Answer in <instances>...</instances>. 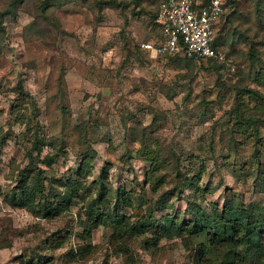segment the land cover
<instances>
[{"label": "rangeland", "instance_id": "374dc122", "mask_svg": "<svg viewBox=\"0 0 264 264\" xmlns=\"http://www.w3.org/2000/svg\"><path fill=\"white\" fill-rule=\"evenodd\" d=\"M33 1L5 15L0 30V135L6 140L0 154V264H196L179 238L163 237L155 253L144 250L140 238L127 243L129 258L114 251L111 221L92 230L88 253L77 259L67 253L84 243L81 221L88 218L92 180L102 167L110 165L105 183L110 191L124 186L134 196L146 186L151 196L145 163L129 157L139 147L132 140L134 127L153 132L172 167L202 169L199 186H208L207 208L211 202L221 205L226 195L264 202L260 181L243 167L254 149L264 160V125L241 120V128L228 122L238 98L249 108L255 105L249 87L264 95V0H225L228 11L215 27L214 42L227 61L215 69L193 60L189 70L175 66L185 56L153 57L143 48L160 37L159 26L151 21L160 0H104L111 2L100 6L96 0H59V6L51 7L52 22L34 17ZM258 115L264 120V112ZM34 130L44 140L41 159L52 152L51 137L66 143L65 154L51 165L39 161L48 179L45 191L50 180L80 182L69 211L53 218L43 214L39 196L31 207L14 203L19 198L16 177L29 163ZM87 141L96 153L92 168L80 178ZM64 183H56L49 195L54 205L62 202L55 194ZM175 206L187 210L184 198L176 199ZM119 210L131 213L125 205ZM58 233L67 237L54 248Z\"/></svg>", "mask_w": 264, "mask_h": 264}, {"label": "trees", "instance_id": "16d2710c", "mask_svg": "<svg viewBox=\"0 0 264 264\" xmlns=\"http://www.w3.org/2000/svg\"><path fill=\"white\" fill-rule=\"evenodd\" d=\"M26 2L27 0H6L0 6L1 31L4 30V16L15 15ZM96 2L100 6L111 1L96 0ZM60 4L59 0H34V17L52 22L54 18L51 7ZM156 13L157 11L151 19L154 23ZM32 25L31 23L30 26ZM212 46L218 48L216 42H213ZM193 60L189 57L179 58L175 66L179 70L183 68L189 70L194 65ZM206 61L210 67L215 69L224 66L223 62L211 59ZM258 80L260 83L263 81V79ZM22 88V84L19 83L17 92L21 94V98L26 95ZM247 94L250 100L255 101V105L249 108L243 98H238L237 104L228 111V122L241 128L244 127L241 120L252 125L259 126L258 122L264 125V120L259 119L258 115L264 112V95L250 87L247 89ZM135 128L132 130V140L136 141L139 147L134 153L130 152L129 157L132 156L145 163L144 180L151 196H148L146 186H142L134 196L127 193L124 186L110 191L105 184L110 165L102 167L97 178L92 180L95 184V193L88 202V218L81 221L83 225L81 236L84 243L75 249L71 248L67 255L77 259L88 253L93 245L91 243L92 230L101 224L107 225V222L111 221L109 226L112 227V233L109 236V243L114 251L128 255V258L130 257V249L127 245L129 241L140 238L139 243L144 250L155 253L160 249L158 244L161 239L166 237L179 238L186 247L189 257L196 264H264V202H245L241 198L226 195L221 205L211 202L207 208L203 205V200L205 199L204 191L208 190V186L203 185L202 189L199 186L202 169L195 172L194 165H192L193 168L191 166L180 167L176 164L172 167L167 158L168 151L160 148L153 132L147 131L146 126H140L138 130ZM33 134L32 146L28 150L29 163L18 171L16 177L15 190L18 191L19 198L15 199L14 203L16 206L31 207L36 205V198L39 196L43 199V214L48 218H53L69 211L73 195H78L77 188L80 182L69 179L71 184L69 182L65 184L63 181L50 180L48 191H45L48 179L39 161L51 165L61 154H65L63 147L66 143L63 139L53 141L51 137L52 142L48 145L52 147V152L45 154L41 159L39 152L44 140L39 138L37 130H34ZM82 135L85 140L86 133ZM234 140L235 138L231 136L230 141L233 143L230 148L235 151L238 145L237 142L234 143ZM5 142L4 136L0 135V154ZM33 150L37 151L36 155H33ZM95 153V148L92 147L91 142L87 141V148L83 152L77 170L80 178L85 177L86 169L92 168ZM259 155V149H254L252 158L250 157V161L247 165L244 163L243 167L249 174L255 175L264 190V160H260ZM177 159H180L179 156ZM56 183H64V187L55 194L59 195L62 202L54 205V202L49 201V195L56 190ZM112 193L115 194L113 204ZM181 198L185 199L187 205L185 211L175 206L176 199ZM146 202L148 207H145ZM120 205L129 207L131 213H122L119 210ZM168 208L172 209L171 213L158 215ZM95 213L97 217L92 218ZM184 213L189 217H186ZM66 237L58 233L52 246L62 247Z\"/></svg>", "mask_w": 264, "mask_h": 264}, {"label": "built area", "instance_id": "2783aa9c", "mask_svg": "<svg viewBox=\"0 0 264 264\" xmlns=\"http://www.w3.org/2000/svg\"><path fill=\"white\" fill-rule=\"evenodd\" d=\"M227 11L225 0H160L155 16L160 37L144 42L143 48L153 57L178 55L225 62V53L212 43L215 27Z\"/></svg>", "mask_w": 264, "mask_h": 264}, {"label": "crops", "instance_id": "0c3cea01", "mask_svg": "<svg viewBox=\"0 0 264 264\" xmlns=\"http://www.w3.org/2000/svg\"><path fill=\"white\" fill-rule=\"evenodd\" d=\"M219 49V48H218Z\"/></svg>", "mask_w": 264, "mask_h": 264}]
</instances>
